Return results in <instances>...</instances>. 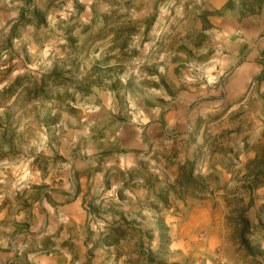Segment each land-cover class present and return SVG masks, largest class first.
<instances>
[{
  "label": "rangeland",
  "instance_id": "1",
  "mask_svg": "<svg viewBox=\"0 0 264 264\" xmlns=\"http://www.w3.org/2000/svg\"><path fill=\"white\" fill-rule=\"evenodd\" d=\"M215 4L12 0L11 6L0 5V84L7 82L0 90V164L9 165L0 183V241L6 242L0 245L17 247L20 233L28 236L39 210L56 202L55 184L77 174L76 162H88L81 150L103 147V124L134 118L131 104L151 117L150 110L177 109L189 98L192 112L199 113L195 131L204 133L191 137L199 148L190 162L176 145L177 176L173 187L160 190L153 249L105 251L116 259L104 264H264V50L257 59L263 67L250 84L233 85L227 75L235 62L228 56L235 50L231 34L214 25L234 12L240 20L255 14L249 22L259 23L264 0H242L239 8L234 0L218 9ZM254 36L261 44L264 32ZM240 46L239 62L248 49L246 43ZM216 61L227 65L226 76L205 88L204 73ZM187 77L203 78L188 83ZM153 89L171 100L153 96ZM94 106L100 111L89 112ZM113 109L118 113L110 115ZM24 171L36 178L13 187ZM171 201L173 216L166 218ZM101 208L91 207L94 218L97 213L96 219H103ZM121 236L116 229L97 240L107 244ZM125 253L130 258L122 263Z\"/></svg>",
  "mask_w": 264,
  "mask_h": 264
},
{
  "label": "crops",
  "instance_id": "2",
  "mask_svg": "<svg viewBox=\"0 0 264 264\" xmlns=\"http://www.w3.org/2000/svg\"><path fill=\"white\" fill-rule=\"evenodd\" d=\"M227 2L228 0L223 2L215 0V5L218 9L221 8L218 5H226ZM261 11L262 18L259 19L257 16L259 23L253 25L249 19H255V14L240 20L238 12H234V16L230 19L221 18L219 20L216 18L214 21L215 26L225 27L224 31L231 34L234 44V55L228 56L235 62L234 64L232 62L229 72H227V75L231 74L230 81L234 83L233 85L242 80L246 88L263 67L257 59L261 57V50H264V38L262 43L258 44L257 37L254 36V34L260 35L264 32V5ZM240 33L245 34L244 37L240 36ZM240 43H246L248 46L247 52H245L247 57H244L241 62H239ZM154 110L151 111L150 123L144 125L142 131H138L140 125L134 122L133 117L125 121L122 120V122L103 124L104 137L100 139L103 147L99 148L98 145H94L87 149L92 152L91 156L86 157L88 162L81 165L76 162L73 165V171L77 174L71 177L68 183L67 180H64V182L60 181L55 184L54 198L56 202L53 205L44 204V209L39 210L38 217L34 219L28 236H26L27 232L20 233L23 236L18 239V249L15 245L12 247L0 245V264H77L82 256L83 264H104L107 258L116 259L115 253L109 256V254L103 253L105 251L122 250L128 253L144 249L143 238L145 235L147 238L148 235L150 236V240L148 238L149 246L153 249L152 235L158 234L157 223L160 218L159 204L160 194H162L160 190L168 191L173 187L175 180L173 182L172 177L176 179L177 176L176 145L181 144L179 146L183 147L184 161L190 162L195 157V151L199 146L193 149L192 146L195 144L191 140L193 133L186 129L189 126L192 127L195 138L196 135L204 133V131H195L200 123L199 113L192 112L189 98L184 99L177 109L175 107H167V109L156 107ZM109 113L115 115L118 112L111 110ZM245 153L247 154V150ZM92 160H95V167L89 163ZM235 161L236 164L239 163L238 160ZM121 164L126 165V169H122ZM240 164L236 166L239 167ZM242 164L245 165V162ZM219 167L222 170H228L227 167ZM114 181L122 182L114 193L121 203L131 199L127 193L139 196L142 194V189H147L148 194L144 196V200L147 201L150 211L155 214L156 219L152 224V230L145 233L143 223H130L124 220L122 213H116L113 220L109 222L108 232L113 234L117 229L120 235L122 234L119 240L116 242L113 239L107 244L103 238L100 241H93L95 233L89 226V222L94 218L91 210L95 211L97 205L100 204L105 213L99 214L105 219L108 215L107 209L114 206L105 201L107 193L113 190ZM94 187L95 192H93ZM46 202H48L47 198H45ZM86 202L90 203L92 209L91 207L89 210L84 209L83 205ZM165 208L166 218L173 216L171 215L174 211L173 201ZM142 213L143 209L139 213L141 219H146ZM136 214L132 212V215ZM95 218H98L97 213H95ZM80 233L85 234L83 241L79 239ZM100 235L104 237L105 233L102 232ZM81 244L86 249L83 253ZM95 252L100 253L95 254ZM126 253L119 257V261L122 263H127L130 258V255L127 256ZM107 264L109 263L107 262Z\"/></svg>",
  "mask_w": 264,
  "mask_h": 264
},
{
  "label": "clouds",
  "instance_id": "3",
  "mask_svg": "<svg viewBox=\"0 0 264 264\" xmlns=\"http://www.w3.org/2000/svg\"><path fill=\"white\" fill-rule=\"evenodd\" d=\"M5 3L8 4L9 6H11L12 0H0V5H3ZM88 3H91V0H88ZM234 3L239 8L242 4V0H234ZM12 15L16 16L17 13L13 12ZM85 22H87V21H85ZM161 59H163V57H161ZM216 65H219V70H217ZM160 72L163 73L164 68H160ZM213 72H215V75L212 74ZM226 72H227V65L221 63L220 61H216L213 65V68L211 70H209L208 72L204 73V76L206 77L207 82H206V84L203 85V87L207 88L209 86H215L220 81L221 77L226 76ZM198 78H203V77H187L186 82L191 83L193 80L198 79ZM151 79L158 80V77H151ZM6 83L7 82H5L4 84H0V90H3ZM125 83H127L126 80H125ZM152 94H153V96H157V97L163 96V98L165 100H168V101L171 100V98L168 97L166 94H164L162 92H156L155 89L152 90ZM69 103H71V101H69ZM129 103L131 104V100L129 101ZM131 107L133 108V110L135 112L134 122H136L140 125V128H138V131H142L143 126L148 125L150 123V116L145 114V111H142L140 109H136L134 104H131ZM3 111H4V109L0 108V113H3ZM88 111L89 112H99L100 108L94 106L92 108H89ZM113 111H114V109H113ZM150 111H155V110L152 109ZM22 130L23 129L21 128V131ZM186 130L188 132H192L193 136H195V133H194L192 127L189 126V127H187ZM73 139L75 140L76 137H74ZM32 143L35 144V141H33ZM196 146H197L196 144H193V146H192L193 149H195ZM38 151H39V149H38ZM81 154L86 155V156H91L92 152L87 150V149H82ZM89 163H91L92 166L95 167V160L89 161ZM7 167H9L7 162H3L2 164H0V183H2L3 179L5 178L4 169ZM65 167H68V166H65ZM120 167L122 169H126L127 166L124 164H121ZM36 175L38 176L39 173H37ZM35 178L36 177H33L31 173L24 171L23 176L17 175V183L13 184V187H16L17 184L21 183V181L29 182V181L34 180ZM174 180H175V177H172L173 182H174ZM121 183L122 182L114 181L112 192L107 193V195L105 197L106 203H110V204L114 205L112 208L107 209L108 215L105 217V219L93 218V222L90 225L92 232L95 233V235L93 236V241H95L99 238V235L101 232L105 233V235H109L108 225H109V222H111L113 220L116 213H122L124 220H127L130 223H143L145 233H148L152 230V224H153L154 220L156 219V217H155V214L152 211H150V208L147 204V201L144 200V196L148 194L147 189H142V194L139 196H133L132 193H127V195L129 197H131V199L121 203L119 198L114 195L116 189L121 186ZM140 183L142 184L143 181L141 180ZM95 191H96V189L94 187L93 192H95ZM152 199H155V197H152ZM141 209H143L142 214H143V217H145L146 219H141V215H139ZM132 212H135L137 214L132 215ZM116 218H119V217H116ZM79 239H80V241H83L85 239V234L80 233ZM0 243H6V242L0 241ZM143 243H144L145 247H148L150 244V241L148 240L146 235L143 238ZM81 249H82V253H83V251H86V249L83 248V244H81ZM30 259H32V257H30ZM77 264H83V256H82V259L80 261H77Z\"/></svg>",
  "mask_w": 264,
  "mask_h": 264
}]
</instances>
